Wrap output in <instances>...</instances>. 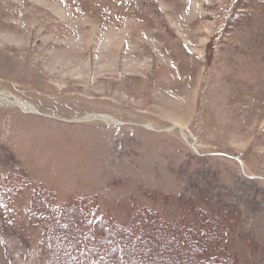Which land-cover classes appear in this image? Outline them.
I'll list each match as a JSON object with an SVG mask.
<instances>
[{
    "label": "rangeland",
    "instance_id": "rangeland-1",
    "mask_svg": "<svg viewBox=\"0 0 264 264\" xmlns=\"http://www.w3.org/2000/svg\"><path fill=\"white\" fill-rule=\"evenodd\" d=\"M0 92L40 113L0 103V186L11 176L18 189L12 225L0 219V264H49L41 228L26 218L36 187L83 197L110 224L143 205L187 224L211 221L237 264H264V15L256 8L0 0ZM90 113L116 122L77 119Z\"/></svg>",
    "mask_w": 264,
    "mask_h": 264
},
{
    "label": "trees",
    "instance_id": "trees-1",
    "mask_svg": "<svg viewBox=\"0 0 264 264\" xmlns=\"http://www.w3.org/2000/svg\"><path fill=\"white\" fill-rule=\"evenodd\" d=\"M242 1L264 15V0ZM5 179L6 189L0 186V219L10 226L18 189L11 176ZM85 200L68 201L48 188L34 189L26 218L41 228V250L49 264H237L211 221L187 224L185 218L171 219L160 208L143 205L133 208L124 223L110 224L94 215V205ZM148 227L157 229L153 243Z\"/></svg>",
    "mask_w": 264,
    "mask_h": 264
},
{
    "label": "bare ground",
    "instance_id": "bare-ground-1",
    "mask_svg": "<svg viewBox=\"0 0 264 264\" xmlns=\"http://www.w3.org/2000/svg\"><path fill=\"white\" fill-rule=\"evenodd\" d=\"M0 103L1 104H5L7 106L19 107L24 112L33 111V110L36 111L34 106L29 104L28 102H25V101H23V100H21L20 98H17V97H14L12 99V98L6 96L3 92H0ZM77 119H83V120H97V119H101V120H104L107 123L116 122V119L111 117V116H109V115H102V114H96V113H90V114H87V115L83 116L82 118H77ZM147 126L149 128H151V126L149 124H147ZM174 126L175 127H179L180 132L182 133V136L184 138H186V134L182 130V127L179 126L178 124H175Z\"/></svg>",
    "mask_w": 264,
    "mask_h": 264
},
{
    "label": "water",
    "instance_id": "water-1",
    "mask_svg": "<svg viewBox=\"0 0 264 264\" xmlns=\"http://www.w3.org/2000/svg\"><path fill=\"white\" fill-rule=\"evenodd\" d=\"M22 110V109H21ZM24 112V111H23ZM27 113H35V114H40L38 111H35V110H33V111H28ZM81 120V119H80ZM180 135H181V137L185 140V138L182 136V133L180 132Z\"/></svg>",
    "mask_w": 264,
    "mask_h": 264
}]
</instances>
